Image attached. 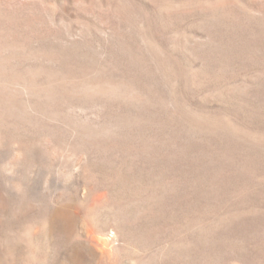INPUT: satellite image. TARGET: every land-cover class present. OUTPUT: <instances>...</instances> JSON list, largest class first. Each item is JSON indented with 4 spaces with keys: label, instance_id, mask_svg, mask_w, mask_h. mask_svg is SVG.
<instances>
[{
    "label": "rangeland",
    "instance_id": "obj_1",
    "mask_svg": "<svg viewBox=\"0 0 264 264\" xmlns=\"http://www.w3.org/2000/svg\"><path fill=\"white\" fill-rule=\"evenodd\" d=\"M0 264H264V0H0Z\"/></svg>",
    "mask_w": 264,
    "mask_h": 264
}]
</instances>
